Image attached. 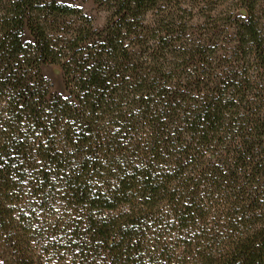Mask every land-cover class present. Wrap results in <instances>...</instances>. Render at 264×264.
Here are the masks:
<instances>
[{"label":"trees","instance_id":"trees-1","mask_svg":"<svg viewBox=\"0 0 264 264\" xmlns=\"http://www.w3.org/2000/svg\"><path fill=\"white\" fill-rule=\"evenodd\" d=\"M148 1L120 3L94 45L86 18L60 48L48 17L81 11L0 0V264H264V174L244 187L222 169L204 188L180 190L171 173L134 166L97 131L108 89L125 78V34ZM256 35L252 19L246 36ZM45 64L63 65L69 99L50 100L47 82L30 76ZM221 105L186 118V133H217Z\"/></svg>","mask_w":264,"mask_h":264},{"label":"rangeland","instance_id":"rangeland-1","mask_svg":"<svg viewBox=\"0 0 264 264\" xmlns=\"http://www.w3.org/2000/svg\"><path fill=\"white\" fill-rule=\"evenodd\" d=\"M125 1L58 0L81 12L48 17L50 38L67 47L87 18L91 44L99 43ZM144 9L125 34L127 71L108 89L98 133L134 166L148 160L171 173L180 190L181 185L204 188L206 176L229 168L244 187L263 182L264 0H149ZM252 19L257 40L246 36ZM30 76L47 82L50 100L70 98L62 64H45ZM219 99L226 120L218 132L205 141L186 133V118Z\"/></svg>","mask_w":264,"mask_h":264}]
</instances>
